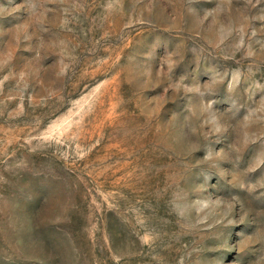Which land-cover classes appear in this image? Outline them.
I'll list each match as a JSON object with an SVG mask.
<instances>
[{
	"label": "rangeland",
	"instance_id": "1",
	"mask_svg": "<svg viewBox=\"0 0 264 264\" xmlns=\"http://www.w3.org/2000/svg\"><path fill=\"white\" fill-rule=\"evenodd\" d=\"M0 264H264V0H0Z\"/></svg>",
	"mask_w": 264,
	"mask_h": 264
}]
</instances>
